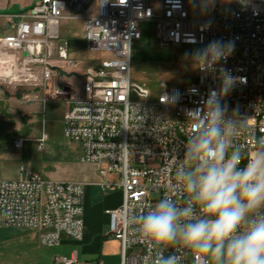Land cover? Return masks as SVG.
Returning a JSON list of instances; mask_svg holds the SVG:
<instances>
[{"label":"built area","instance_id":"1","mask_svg":"<svg viewBox=\"0 0 264 264\" xmlns=\"http://www.w3.org/2000/svg\"><path fill=\"white\" fill-rule=\"evenodd\" d=\"M197 9L206 17H198ZM19 17V23L8 18L10 32L0 36V85L42 90L49 95L40 99L44 104L66 105L64 136L82 144V162L98 164L102 187L123 191L122 204L107 210L108 233L121 244L120 264H153L161 246L139 234L137 217L176 183L177 158L183 159L184 144L198 127L188 113L203 107L210 90H219L221 67L246 78L222 100L229 116L238 108L239 116L251 118L236 143L243 149L264 139V0H214L211 7L206 0H38ZM71 20L82 22L88 50L104 57H71L62 31ZM147 21L154 22L161 48L204 49L221 41L232 42L234 50L214 72L196 66V77L186 85L161 82L158 98L150 100V91L132 81L134 45ZM55 68L76 73L75 81ZM128 103L137 110L129 111ZM48 139L45 131L35 139L39 151ZM26 141L19 137L14 146ZM20 172L17 179H0V227L37 230L43 247L61 246L65 239L82 242L86 183L50 180L24 167ZM111 175L118 178L107 180ZM172 253L182 257L181 264H202L200 254L182 245L163 248L165 256ZM59 262L81 264L77 256Z\"/></svg>","mask_w":264,"mask_h":264},{"label":"clouds","instance_id":"2","mask_svg":"<svg viewBox=\"0 0 264 264\" xmlns=\"http://www.w3.org/2000/svg\"><path fill=\"white\" fill-rule=\"evenodd\" d=\"M206 2L211 7L214 0ZM233 50L232 42L211 41L191 58L201 70L214 72ZM219 79V90H210L203 107L188 113L198 127L184 144L183 159L177 158L176 183L137 217L139 234L161 246L153 264H181L180 255L163 254V248L178 245L200 254L202 264H264V139L243 149L236 143L251 118L239 116L238 108L229 116L222 100L246 78L221 67Z\"/></svg>","mask_w":264,"mask_h":264},{"label":"rangeland","instance_id":"3","mask_svg":"<svg viewBox=\"0 0 264 264\" xmlns=\"http://www.w3.org/2000/svg\"><path fill=\"white\" fill-rule=\"evenodd\" d=\"M196 15L206 17V11L197 9ZM7 19L0 16V29L10 32L5 24ZM141 28L143 38L134 45L132 81L145 86L150 91V100L158 98L160 83L163 81L181 86L190 83L197 73L191 54L203 47L182 46L164 49L158 43L154 22H143ZM62 31L69 39L72 58L89 61L105 56L88 50L82 39L80 20L63 22ZM71 80L75 81L73 77ZM0 88L5 93L7 91L17 93L13 87L6 88L0 85ZM42 97L49 95L42 92ZM57 104L62 106L55 111L50 109L49 103L42 102L33 106L34 110L28 114L21 112L23 115L19 119L24 130L21 135L27 137V141L21 150H12L5 154L6 161L0 166V178H19L20 168L23 166L54 181L94 179L99 166L96 163L82 162L77 156L75 142L68 140L63 133L62 110L65 105L61 102ZM0 111L1 113L5 111L2 102H0ZM31 118L33 121L29 122ZM44 131L49 139L44 150L38 151L35 139L40 138ZM36 232L37 230L30 228L0 227V264H60L59 259L70 258L73 252H80L76 244L43 247L38 242ZM80 263L97 264L82 260Z\"/></svg>","mask_w":264,"mask_h":264},{"label":"crops","instance_id":"4","mask_svg":"<svg viewBox=\"0 0 264 264\" xmlns=\"http://www.w3.org/2000/svg\"><path fill=\"white\" fill-rule=\"evenodd\" d=\"M33 0H0V6L6 7L9 4L19 3L22 6L30 5ZM9 20L6 21V28ZM81 22V21H80ZM82 24V22H81ZM8 29V28H7ZM4 29H0V36L5 35ZM42 90H18L17 93L4 92L0 88V102L5 106V111H0V166L6 161L5 154L12 150H21L14 146L15 139L22 136L23 125L21 124V112L28 114L34 110L33 106L39 104L42 98ZM33 98L38 96L36 101H25L26 97ZM52 111L60 109L57 103H49ZM67 107L62 110V121L64 125V113ZM21 114V115H20ZM33 118L29 119L32 122ZM64 129V126H63ZM37 139V138H36ZM36 142V141H35ZM26 143V142H25ZM24 143V144H25ZM77 156L80 158L83 152V146L80 143H75ZM24 146V145H23ZM38 149V145H37ZM39 151V150H38ZM23 167V166H22ZM100 170V167L98 168ZM21 170V168H20ZM99 170L95 173L94 179L78 180L76 182L86 183L84 195V220H85V236L82 242H74L65 239L64 244H76L80 248V252L75 251L71 257L77 256L79 262L90 261L97 264H120L121 263V244L108 233L109 216L107 210L115 209L122 204L123 191L120 188L102 187L105 179L100 175ZM118 177L111 175L107 180H116ZM3 179V178H0ZM48 179V178H47ZM9 180V179H7ZM51 180V179H50ZM69 181V180H55ZM38 238V231L35 233ZM39 242V241H38ZM83 258V259H82ZM85 259V260H84Z\"/></svg>","mask_w":264,"mask_h":264},{"label":"water","instance_id":"5","mask_svg":"<svg viewBox=\"0 0 264 264\" xmlns=\"http://www.w3.org/2000/svg\"><path fill=\"white\" fill-rule=\"evenodd\" d=\"M38 0H33V2L30 5H26V6H22L19 3H13V4H9L6 7H1L0 6V16L1 17H6V18H10L13 17V21L16 23H19L21 21V18L19 17L22 13H24L25 11L31 9L35 3ZM10 21L8 22L7 28H10ZM55 70H58L61 77H67V78H71L73 76H76V73H68L66 71L60 70L55 68Z\"/></svg>","mask_w":264,"mask_h":264}]
</instances>
